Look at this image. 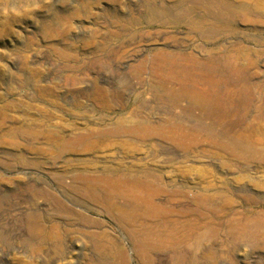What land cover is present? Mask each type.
Instances as JSON below:
<instances>
[{
  "label": "rangeland",
  "instance_id": "1",
  "mask_svg": "<svg viewBox=\"0 0 264 264\" xmlns=\"http://www.w3.org/2000/svg\"><path fill=\"white\" fill-rule=\"evenodd\" d=\"M157 63L215 81L216 128L172 107ZM171 115L203 128H157ZM263 153L264 0H0V264H264ZM108 171L168 188L145 254L115 220L126 199L77 193ZM184 205L200 228L160 241Z\"/></svg>",
  "mask_w": 264,
  "mask_h": 264
},
{
  "label": "bare ground",
  "instance_id": "2",
  "mask_svg": "<svg viewBox=\"0 0 264 264\" xmlns=\"http://www.w3.org/2000/svg\"><path fill=\"white\" fill-rule=\"evenodd\" d=\"M149 70L163 85H177L178 89L175 93L176 95H173V97L170 98L173 108H180L181 102L187 100L185 111L191 114L198 111L200 114L199 118L201 119L206 115L204 112L205 110L208 109L212 112V109L215 110L217 108V105L214 104L213 100L208 97L209 94L215 91V81L212 80V78H209L210 76L207 77L206 75V78H199L196 76L197 72L190 71V69L185 70L186 72H182L181 70L174 68L163 67L158 63L151 65ZM159 96L164 97L161 94H159ZM206 117L207 118L204 117V119L209 118L208 120H210V123L204 128H216L221 120V118H218L219 116L216 117L215 114ZM166 120L167 121L157 128H203L197 124L189 123L188 125H185L172 115ZM153 134L154 131L150 133V136ZM84 139L85 137L76 138V142H82ZM180 146L184 150H189L192 147L189 144H185L183 141H181ZM249 153L251 152L249 151ZM262 156L264 158V153ZM106 173L107 174L104 176L95 175L79 177L78 179L81 180L83 184L77 188V193L80 194L82 198L91 200L97 204L107 200L112 197V195L118 199H126L129 202V205L125 206L127 211L117 215L115 220L121 226L129 229L131 237L137 242V253L139 255L145 254L151 247L149 242L151 233H142L137 230V225L140 221L146 222L155 213L160 211L163 212L166 217L170 216L169 214L172 212L170 209H165L164 207L163 209H160L155 203V197L161 193L168 192V188L161 184V176L157 172L145 171L130 174V172L125 171L114 175H112L113 173L110 171ZM186 192L185 188L174 189V191L169 194L168 202L171 203L176 196H186ZM76 202L80 203L79 200H76ZM184 207L186 210L181 212L184 216L181 225L182 230L179 232L171 231L166 235H164V233L157 234L156 236L160 241H165L164 239L171 241L174 237L186 240L191 231L200 228L201 224L195 218V215L198 214V217L203 215L205 213L204 210L202 209L193 212L190 211L186 205H184ZM211 207L210 204L206 206L208 209H211ZM67 210L73 218H79L83 221L89 220V218H85L79 211L72 208H68ZM44 217H46L44 214H40L38 220L43 222ZM35 231L42 235L46 229L40 224L39 226L37 225ZM102 234L103 233L100 235Z\"/></svg>",
  "mask_w": 264,
  "mask_h": 264
}]
</instances>
